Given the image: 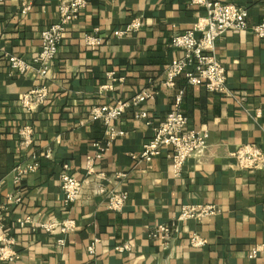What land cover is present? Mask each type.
Returning a JSON list of instances; mask_svg holds the SVG:
<instances>
[{
	"label": "crops",
	"instance_id": "obj_1",
	"mask_svg": "<svg viewBox=\"0 0 264 264\" xmlns=\"http://www.w3.org/2000/svg\"><path fill=\"white\" fill-rule=\"evenodd\" d=\"M65 1L0 0V223L15 254L0 264H264V169L240 170L234 157L245 144L264 149V40L250 31L264 19V0H211L241 6L248 15L247 30L228 31L216 44L229 94L189 86L183 77L173 89L163 85L169 64L183 56L170 39L204 17L203 8L191 0H89L66 28L46 80V102L29 112L21 100L38 80L32 71L11 74L5 55L36 58L41 33L57 22ZM24 2L31 6L26 14ZM134 19L141 28L119 35ZM86 36L97 37L94 47L86 44ZM142 90L152 98L138 109L153 125L183 90L180 111L188 129L208 131L204 154L190 157L177 174L167 149L150 162L134 159L153 136L152 126L135 120L137 109L130 105ZM118 103L129 106L112 122L118 136L87 177L86 159L95 156L94 145L104 136L91 110ZM25 125L34 128L35 149L50 157L24 180L22 202L15 205L6 197L14 191L11 171L21 159L18 131ZM65 165L83 184L68 208L60 183ZM98 186L127 194L121 212L106 208L94 192ZM184 205H215L219 213L201 222H178ZM66 219L74 220L75 229L62 247L58 231L45 234L38 228L44 221ZM161 224L171 228L166 246L152 236ZM193 234L206 241L204 247L190 246ZM95 239L92 256L87 247ZM125 245L128 250H117Z\"/></svg>",
	"mask_w": 264,
	"mask_h": 264
},
{
	"label": "built area",
	"instance_id": "obj_2",
	"mask_svg": "<svg viewBox=\"0 0 264 264\" xmlns=\"http://www.w3.org/2000/svg\"><path fill=\"white\" fill-rule=\"evenodd\" d=\"M89 0H67L59 4L58 20L51 24L41 33V47L36 58L26 61L13 55H5L9 63L11 74L19 75L28 71L34 72L38 83L25 94L21 100V105L29 112H33L46 102L49 91L46 80L62 43L66 28L72 22L78 20L81 12L87 7ZM191 4L205 10L204 17L197 20L192 28L181 34H176L170 39V46L181 52L183 56L173 60L165 73L164 87L175 88L176 80L183 77L189 86H200L208 92L218 94H229L226 88V72L223 65L216 57L217 40L226 32H241L249 28L247 23V12L243 7L234 4H226L211 0H191ZM31 10L27 3L22 4V13L26 14ZM142 24L139 19H134L126 25L119 35H126L137 32ZM254 36L264 40V19L257 25L250 28ZM86 44L94 47L97 43L96 36H86ZM1 57V51H0ZM184 91L180 90L175 96L173 108L164 119L153 125L148 119L145 111L138 108L152 98L147 90H142L131 100L130 105L137 109L134 113L135 120L145 122L147 126H152L153 136L143 145L142 152L135 157L138 162H150L155 157L161 155L163 149L169 151L174 172L177 174L186 161L193 156H202L208 147L209 134L207 130H189L188 118L181 113ZM128 104L118 103L114 106L105 105L94 107L91 110V119L99 121L104 129L102 143H96L97 153L93 157H88L85 162V172L87 177L95 173V164L100 160L111 144L118 136V132L112 127V122L120 119ZM35 131L33 126H22L18 131V144L22 155L20 162L11 171V179L14 191L6 197L7 203L18 205L22 202V185L24 180L40 169L41 159H48V151L38 152L35 149ZM237 167L240 170H261L264 169V149L252 144L240 146L234 153ZM104 178L103 174H99ZM61 191L63 194V205L68 208L74 204L81 195L82 182L72 177L68 172L67 165L63 166L60 175ZM95 194L104 198L106 208L109 211L121 212L128 200L126 193L107 191L103 186H98L94 190ZM219 209L215 205H184L180 209L178 222L195 220L201 222L202 219L215 216ZM29 222V219L19 222L22 227ZM4 226L0 223V259L12 260L15 254L9 249L13 241L3 234ZM38 228L45 234H53L58 231L62 236L57 240V245H65V236L75 229L74 220L66 219L63 222L44 221ZM166 246L171 236V228L168 225H158L152 234ZM99 240H93L87 247V252L94 256ZM190 246L202 248L206 241L198 235L193 234L189 238ZM128 246H122L117 250L124 252ZM253 257L257 255V249L252 251Z\"/></svg>",
	"mask_w": 264,
	"mask_h": 264
}]
</instances>
